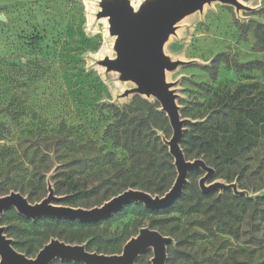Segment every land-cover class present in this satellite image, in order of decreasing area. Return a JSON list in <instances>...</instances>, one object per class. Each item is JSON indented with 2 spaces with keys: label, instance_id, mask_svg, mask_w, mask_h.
<instances>
[{
  "label": "rangeland",
  "instance_id": "374dc122",
  "mask_svg": "<svg viewBox=\"0 0 264 264\" xmlns=\"http://www.w3.org/2000/svg\"><path fill=\"white\" fill-rule=\"evenodd\" d=\"M100 1L0 0V197L19 191L32 204L46 198L47 182L54 186L57 180L54 177L58 163L45 174V184H38L32 177L30 154L42 149L54 158L60 138L91 142L88 155L112 153L122 166H129L128 153L104 136L114 121L112 106L146 118V124L158 136L172 137L169 121L142 106L141 100L160 106L155 99L139 95L119 99L133 85L121 83L118 74L107 73L96 65L105 57H115V39L109 34L108 20L97 19ZM142 1L131 0L135 8ZM239 1L255 11L237 13L234 7L218 2L206 5L202 13L189 15L179 24L176 36L165 46L173 60L190 63L169 73L168 81L176 83L181 116L191 123L210 114L221 92L234 91L244 84H263L259 71L237 69L222 57L229 54L239 64L264 60V46L254 34L255 26L264 24V0ZM98 175L105 179L108 173L105 169L98 174L88 171L78 180L91 189ZM203 176L201 171L194 180L188 178L186 186L201 192L199 180ZM242 176L249 187L261 189L257 193L250 191L251 197L264 195V145L255 149ZM214 181L225 182L212 178L210 183ZM105 186L88 195L82 207L101 206L124 191L120 181ZM31 192L35 193L32 198ZM189 193L191 198L182 210L148 216H137L128 210V215L112 225L101 226L114 246L106 254H121L140 229L152 227L164 236L174 231L169 236L174 247L179 248L178 242L184 240L186 244L181 248L194 255L195 263L176 257L172 264H264V244H244L242 240L248 212L245 202H235L221 191L209 198L195 196L191 189ZM11 225L28 229L13 214L4 224L7 229ZM49 231L41 227L27 242L44 246L50 241L46 240ZM261 235L264 237V232ZM7 236L15 241L14 236ZM152 257L149 251L136 264H151Z\"/></svg>",
  "mask_w": 264,
  "mask_h": 264
},
{
  "label": "trees",
  "instance_id": "16d2710c",
  "mask_svg": "<svg viewBox=\"0 0 264 264\" xmlns=\"http://www.w3.org/2000/svg\"><path fill=\"white\" fill-rule=\"evenodd\" d=\"M254 34L258 42L264 46L263 23H258L255 26ZM34 43L37 45L38 40H35ZM222 57L237 69L246 68L259 71L263 84H244L238 86L234 91L221 92L220 96H216L215 108L206 118L186 125L187 129L184 132L181 147L187 160L202 159L215 169L214 180L222 179L227 184L237 183L239 190L257 193L261 189L251 186L250 188L242 174L246 171L249 161L252 160L255 149L264 145V60L239 64L235 59L230 58L229 54H223ZM141 103L146 111H151L164 121L168 120L166 114L158 110L161 108L160 106L152 105L147 100H141ZM111 108L114 121L107 126L104 136L114 146L121 147L128 153L131 161L129 166H122L114 159L112 153L104 154L98 151L88 155L87 153L93 147L91 142H79L67 137L58 139L54 158L49 152L42 149L35 150L30 154L34 165L32 177L38 184H45V174L52 171L55 163H58V173L54 177L57 180L53 187L57 194L64 196L60 197L58 205L84 208L82 207L83 201L88 195L96 194L103 190L107 183H116V181H120L121 187L124 189L123 192L129 189L141 190L154 196H163L173 186L177 172L174 159L169 153V148L164 144L163 137L158 136L152 127L146 124V122L148 123L146 118L132 116L126 110L116 106ZM102 169L107 171V178L103 179L98 175L97 184L91 189L87 188L86 184L81 185L78 179L84 173L94 170L98 174ZM201 171L200 169L193 170L190 172L189 178L194 180L201 174ZM189 186L185 187L186 192L172 206L165 209L152 210L140 203H129L111 217L90 223L52 217L32 221L19 215L16 210L10 209L1 217V225L4 226L8 215L13 214L21 223L28 226L26 229L11 225L6 230V234L15 237V241L13 240L15 249L28 257L43 248L41 247L43 244L36 246L27 242L30 235L39 233L41 227L51 229L46 234V240L55 237L54 239L71 245L85 244L87 251L107 255L106 252L114 246L105 234L106 228L101 229V226L112 225L117 219L128 215V210L137 216L166 213L171 209L182 210L184 204L191 198L190 189L195 196L205 198H209L217 192L203 193L201 190L199 192L196 188H189ZM223 192L229 194L235 202H245L248 205L242 230L243 243L263 245L264 237L261 233L264 232V195L248 197L246 195L237 196L232 190ZM29 194L31 198L35 196L34 192ZM151 229L153 228L151 227ZM174 234L175 232L172 231L169 236ZM185 244L186 241L183 240L178 242L179 248L174 247L173 243L168 246L170 253L168 264H172L176 257L195 263L194 255L181 248ZM148 253L149 251L144 254L148 255ZM141 257L139 259H142ZM52 264L83 263L56 260Z\"/></svg>",
  "mask_w": 264,
  "mask_h": 264
},
{
  "label": "water",
  "instance_id": "95a60500",
  "mask_svg": "<svg viewBox=\"0 0 264 264\" xmlns=\"http://www.w3.org/2000/svg\"><path fill=\"white\" fill-rule=\"evenodd\" d=\"M216 2L234 7L237 13L255 11L239 0H143L137 8L131 0L99 2L97 19L108 20L109 34L115 39V57H105L98 60L96 65L105 68L107 73L118 74L121 83L133 85L119 95V99L139 95L147 99L153 98L159 103L161 112L166 114L172 128V137H163V142L174 159L177 178L163 196L129 189L91 209L58 205L61 198L55 195L50 182L47 197L38 203L32 204L26 196L14 191L0 197V264H52L56 260L83 264H136L148 251L153 252L151 264H167L168 246L173 243L172 237L150 228H142L124 245L121 254L89 252L85 244L71 245L53 238L31 258L15 249L13 239L6 234L7 228L1 225V217L10 209L32 221L52 217L83 223L107 219L129 203H140L152 210L165 209L182 196L190 172L197 169L204 172L199 180V188L203 193L232 190L237 196H250L249 192L239 190L237 183H210L215 169L202 159H186L181 141L186 125L191 121L182 118L176 83L168 81L169 73L190 63L173 60L165 52L166 44L172 36H176L179 24L186 17L197 12L202 13L206 5Z\"/></svg>",
  "mask_w": 264,
  "mask_h": 264
}]
</instances>
